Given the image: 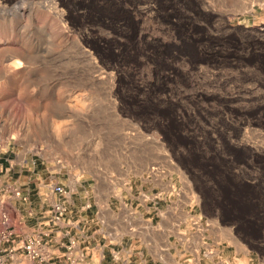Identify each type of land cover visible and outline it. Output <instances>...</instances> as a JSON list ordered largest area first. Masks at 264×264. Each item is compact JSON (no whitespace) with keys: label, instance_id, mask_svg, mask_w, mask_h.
Wrapping results in <instances>:
<instances>
[{"label":"rangeland","instance_id":"obj_1","mask_svg":"<svg viewBox=\"0 0 264 264\" xmlns=\"http://www.w3.org/2000/svg\"><path fill=\"white\" fill-rule=\"evenodd\" d=\"M263 5L0 0V177L264 263Z\"/></svg>","mask_w":264,"mask_h":264},{"label":"crops","instance_id":"obj_2","mask_svg":"<svg viewBox=\"0 0 264 264\" xmlns=\"http://www.w3.org/2000/svg\"><path fill=\"white\" fill-rule=\"evenodd\" d=\"M8 170L6 168V172ZM4 181L5 178L0 177V188L10 184L22 187L19 181ZM59 185L58 179L38 184L33 191L37 193L33 194L30 187H24L28 202L0 194V203L14 213L12 227L17 233H42L49 243L51 256L44 264H264L256 259L259 255L254 248H233L232 253L215 248L214 242L206 235L209 224L198 220L200 226L193 227L190 221L194 218L191 217L179 238L166 234L165 223L153 232L125 236L120 232L122 219L115 212L101 217L96 200L89 192L68 193L63 223L52 227L48 220L50 209L60 200L55 191ZM24 205L28 212L21 208ZM125 237L129 243H125ZM10 247V244L3 246L2 264H33L22 250L8 253L5 249Z\"/></svg>","mask_w":264,"mask_h":264},{"label":"built area","instance_id":"obj_3","mask_svg":"<svg viewBox=\"0 0 264 264\" xmlns=\"http://www.w3.org/2000/svg\"><path fill=\"white\" fill-rule=\"evenodd\" d=\"M55 191L59 194L60 200L55 202L52 206L49 216V224L52 227H58L63 223L65 214L67 212V192L61 187H55ZM9 194L15 199L22 202H28V195H24L23 189L16 185L10 184L6 186L5 194ZM7 208L0 203V264L4 263L1 253L3 246L12 245L5 250L8 253H13L15 250H22L26 257L33 264H44L50 259V245L44 240L42 233L23 234L20 235L16 230L8 226L10 217L6 212Z\"/></svg>","mask_w":264,"mask_h":264}]
</instances>
